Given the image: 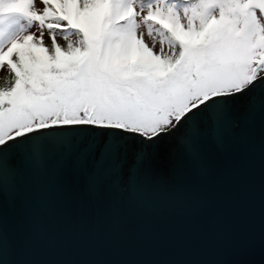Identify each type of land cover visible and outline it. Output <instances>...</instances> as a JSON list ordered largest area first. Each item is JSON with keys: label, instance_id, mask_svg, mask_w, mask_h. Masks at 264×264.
<instances>
[{"label": "snow or ice", "instance_id": "snow-or-ice-1", "mask_svg": "<svg viewBox=\"0 0 264 264\" xmlns=\"http://www.w3.org/2000/svg\"><path fill=\"white\" fill-rule=\"evenodd\" d=\"M40 2L42 11L35 0H0V71L11 84L0 86V201L17 185L13 161L54 173L65 190L67 175H84L91 191L103 173L118 175L127 144L154 148L183 128L200 176L210 165L201 140L225 143L233 105L260 97L264 109V0ZM142 25L159 53L137 35ZM57 35L79 37L77 46L62 48ZM138 161L146 152L137 170ZM129 195L146 200L150 190L130 178ZM7 251L0 217V264Z\"/></svg>", "mask_w": 264, "mask_h": 264}, {"label": "water", "instance_id": "water-1", "mask_svg": "<svg viewBox=\"0 0 264 264\" xmlns=\"http://www.w3.org/2000/svg\"><path fill=\"white\" fill-rule=\"evenodd\" d=\"M260 99L233 105L222 146L202 138L210 165L197 177L184 148L187 128L154 148L127 144L118 175L103 173L91 191L84 175H67L65 190L54 173L39 176L13 161L17 185L0 201L2 264H264ZM142 151L147 162L137 170ZM130 178L147 184L148 199L129 195Z\"/></svg>", "mask_w": 264, "mask_h": 264}, {"label": "trees", "instance_id": "trees-1", "mask_svg": "<svg viewBox=\"0 0 264 264\" xmlns=\"http://www.w3.org/2000/svg\"><path fill=\"white\" fill-rule=\"evenodd\" d=\"M43 7H44V5H43V3L40 2V0H35V10L42 11ZM33 27L36 28V30L30 31V32L34 33L37 37H39L40 36V30H39L38 25H34ZM141 32L144 33V37H143L144 42L149 47H152L153 43H155V47L153 48V52L159 53V49H160L159 38H157L155 41H153V39L147 35L146 29L143 25L138 30L137 35L139 36ZM56 39H57V43H59L62 48H66L67 44L69 42H71L73 44V46H77V41H78L79 37H77L75 35H69V38L66 41L60 35H57ZM43 43L46 47L51 48L52 42L50 39V34L46 28L43 30ZM171 51L172 50H170L167 47V45L165 44V52L168 54H171ZM176 51L178 52V49ZM9 81H10V77H9V74L7 73V71L6 70L0 71V86L5 87V88L10 87L11 84Z\"/></svg>", "mask_w": 264, "mask_h": 264}, {"label": "rangeland", "instance_id": "rangeland-1", "mask_svg": "<svg viewBox=\"0 0 264 264\" xmlns=\"http://www.w3.org/2000/svg\"><path fill=\"white\" fill-rule=\"evenodd\" d=\"M33 30H36V28L32 27V28L30 29V31H33Z\"/></svg>", "mask_w": 264, "mask_h": 264}]
</instances>
